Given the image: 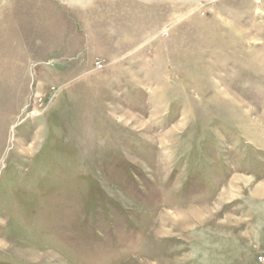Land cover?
<instances>
[{
	"label": "rangeland",
	"instance_id": "1",
	"mask_svg": "<svg viewBox=\"0 0 264 264\" xmlns=\"http://www.w3.org/2000/svg\"><path fill=\"white\" fill-rule=\"evenodd\" d=\"M0 264H264V0H0Z\"/></svg>",
	"mask_w": 264,
	"mask_h": 264
},
{
	"label": "bare ground",
	"instance_id": "2",
	"mask_svg": "<svg viewBox=\"0 0 264 264\" xmlns=\"http://www.w3.org/2000/svg\"><path fill=\"white\" fill-rule=\"evenodd\" d=\"M177 9H178V8H177ZM177 9H176V10H177ZM157 26H158V25H157ZM155 27H156V26H155ZM159 27H160V26H159ZM242 35H243V34H242ZM242 35H241V36H242ZM244 35H245V34H244ZM241 36L239 35V37H241ZM246 36H247V35H246ZM244 39H245L246 42H248V39H247V38H244ZM242 40H243V39H242ZM243 42H244V41H243ZM251 55H252V54H251Z\"/></svg>",
	"mask_w": 264,
	"mask_h": 264
}]
</instances>
